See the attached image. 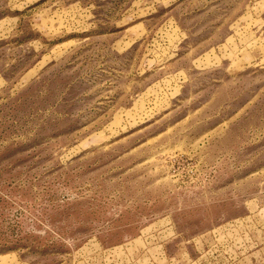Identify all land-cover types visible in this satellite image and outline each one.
I'll return each instance as SVG.
<instances>
[{"label": "rangeland", "instance_id": "rangeland-1", "mask_svg": "<svg viewBox=\"0 0 264 264\" xmlns=\"http://www.w3.org/2000/svg\"><path fill=\"white\" fill-rule=\"evenodd\" d=\"M0 264H264V0H0Z\"/></svg>", "mask_w": 264, "mask_h": 264}]
</instances>
